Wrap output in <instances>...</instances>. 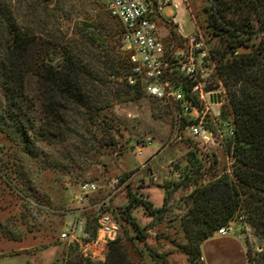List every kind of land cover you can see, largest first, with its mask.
<instances>
[{"label":"rangeland","instance_id":"obj_1","mask_svg":"<svg viewBox=\"0 0 264 264\" xmlns=\"http://www.w3.org/2000/svg\"><path fill=\"white\" fill-rule=\"evenodd\" d=\"M0 4L22 27L34 24L44 44L42 60L53 67L61 64V49L53 48V37L63 45L79 42L92 30L88 25L103 31L111 18L104 0H0ZM211 4L210 0H188L178 10L163 8V16L174 18L183 36L197 29L218 66V52L224 50L225 42L208 26L205 9ZM117 24L111 19L109 30L116 32ZM260 38L249 47L253 49ZM113 45L123 50L121 40ZM96 54L105 51L87 53L86 58H96ZM100 70H105L101 64ZM112 110L117 133L108 131L105 139L100 121L87 124L73 115L64 124V136L41 145L43 153L35 159L18 153V147L0 132V264H68L76 260L104 264L105 260L84 255L92 250L96 238L97 211L91 208L96 204L120 224L118 239L132 264H189L184 249L192 248L197 239L189 216L191 193L224 176L235 179L236 162L229 150L232 140L203 147L185 133L181 141L172 143V117L152 99L116 103ZM40 111L38 107L37 113ZM148 138L153 144L139 156L136 146ZM48 162L57 166L48 167ZM114 180L120 182L117 192L111 189ZM86 182H97L99 191L83 206L74 203L73 196ZM134 197L161 211L152 216L146 207L137 205L130 213L135 227L124 214ZM233 221L235 232L226 237L216 232L200 243V264H249V251L264 248L243 215ZM73 226L77 227L78 243L62 239Z\"/></svg>","mask_w":264,"mask_h":264},{"label":"trees","instance_id":"obj_2","mask_svg":"<svg viewBox=\"0 0 264 264\" xmlns=\"http://www.w3.org/2000/svg\"><path fill=\"white\" fill-rule=\"evenodd\" d=\"M210 1L205 9L208 26L225 42L224 50L218 52L217 71L229 91L236 122V135L229 145L236 162L235 179L224 176L191 193L189 216L197 239L192 248L184 249L189 264H200V243L238 215L245 217L264 242V0ZM111 19L103 31L88 25L92 30L79 42L63 45L53 37V48L61 49V64L53 67L42 60L44 44L34 24L22 27L0 4V132L18 147V153L38 158L43 153L41 145L64 136V124L73 115L87 124L100 121L106 139L108 131H119L112 116L116 103L150 99L123 79L129 70L127 54L113 45L121 40L122 26L118 22L116 32L109 30ZM172 35L181 38L175 26ZM257 36L261 38L253 52L240 54V47L250 48ZM102 48L104 55L86 58L87 53L94 55ZM100 64L105 69L102 72ZM154 102L170 114L167 106ZM47 165L57 166L54 162ZM137 205L146 207L152 216L161 211L134 197L124 211L129 223ZM96 232L97 223L94 236ZM247 259L249 264H264V248L249 251ZM68 264H84V260ZM104 264H132L121 239L110 243Z\"/></svg>","mask_w":264,"mask_h":264},{"label":"built area","instance_id":"obj_3","mask_svg":"<svg viewBox=\"0 0 264 264\" xmlns=\"http://www.w3.org/2000/svg\"><path fill=\"white\" fill-rule=\"evenodd\" d=\"M104 1L110 16L122 26V49L129 64L123 79L129 86L140 88L148 98L168 107L172 117L171 142L181 141L185 133L203 147L232 140L236 122L230 110L229 91L214 65V54L197 29L189 36L179 32L181 38H175L172 35V27L178 28L175 19L163 16V8L178 10L188 0ZM152 144L151 138L144 140L136 146L137 154L142 156L143 150ZM119 188L120 182L114 180L111 189L117 192ZM98 191L97 182L82 183L73 202L84 206ZM91 208L97 211V232L92 250H86L84 255L105 260L110 243L121 233V226L101 205ZM76 232L77 227L73 226L62 239L78 243ZM233 232L232 220L217 235L226 237ZM98 246H102L100 250Z\"/></svg>","mask_w":264,"mask_h":264},{"label":"water","instance_id":"obj_4","mask_svg":"<svg viewBox=\"0 0 264 264\" xmlns=\"http://www.w3.org/2000/svg\"><path fill=\"white\" fill-rule=\"evenodd\" d=\"M253 52V49L247 48V47H240L239 53L240 54H246V53H251Z\"/></svg>","mask_w":264,"mask_h":264}]
</instances>
